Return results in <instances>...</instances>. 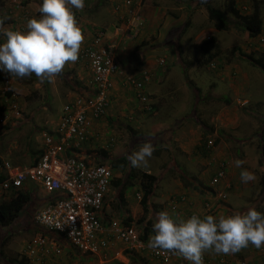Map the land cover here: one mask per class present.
Listing matches in <instances>:
<instances>
[{"label":"rangeland","instance_id":"rangeland-1","mask_svg":"<svg viewBox=\"0 0 264 264\" xmlns=\"http://www.w3.org/2000/svg\"><path fill=\"white\" fill-rule=\"evenodd\" d=\"M115 1L85 0L82 10L73 9L77 22L83 30L84 38L93 36L94 30L98 28L111 30V26L117 22L114 10ZM199 1H143L142 13H144V2L158 4L163 12L153 32L154 37L144 39L146 41L139 45L132 43L126 53L119 54L121 65L122 59H125L123 56L126 57L127 62L133 58L136 63H139L142 53L147 54L148 51L154 55L163 69L157 73L160 79L157 85L163 90V98L168 101L171 99L168 97L169 92H173L176 99L173 97L172 100L177 104L178 101L180 103L175 109V114L165 117L163 116L165 112L162 110L161 116L156 119L153 109L145 110L147 113L142 114V111L136 109L137 104L142 102L136 99L134 93L127 92V95L123 96L124 105H121L125 108L116 109L119 115L112 117V120L102 118L104 119L102 135L92 143L90 151L92 155H95L94 161L110 165L115 158L123 155L128 165L127 168H131L129 155L139 150L145 142L153 144L155 150L149 159L148 167L136 168L140 171L155 173L159 177L162 176L150 201L152 214L158 210H165L163 204L168 207L172 195L178 193L173 191L167 196L168 192H162L160 186L168 187L170 184L173 189H179L176 188L177 183L180 182L179 176L182 182V177L188 178V174L199 178L205 166L220 160L218 155L222 154L220 162L222 159L226 161L228 167L235 175H238L235 181L239 192L234 197L235 201L229 199V192L228 199L222 202L224 206H227L226 214L232 215L249 208H256L264 213V164L261 162L263 160L262 144H264V71L246 58L247 55L255 58L264 56V44H256L255 39L242 28L216 30L209 20L206 5L200 4ZM210 1L213 6L227 11L226 0ZM22 2L24 5L22 9H26L31 18L39 17L42 0H22ZM238 3L241 7L247 8V12H252L253 0H239ZM9 5L10 0H0V21H2L0 28L4 30H11L10 28L16 26L17 23L19 25L20 22L15 24L13 18L20 21L19 16L23 15V12L8 14ZM261 12L264 19V5ZM211 35L216 36L221 51L210 61V63H215L214 66L210 63L202 65L196 61L199 54L191 46ZM122 43L126 42L122 41ZM213 51H215L214 47L209 53ZM162 59H164L163 62ZM77 62L66 63L63 71L54 78L52 83L46 80L41 82L35 74L24 78L16 77L19 85L24 89H16L23 117H12L8 126L0 133V157L14 164L17 163V165L29 164L33 161L40 152L46 134L56 130L69 95L77 91L74 89V84L77 82L76 77L72 76L73 70H83V74L89 79L88 84L90 82L89 69L87 67L83 69L77 65ZM122 68L127 74H132L123 65ZM118 77L120 81H123L122 76V78L119 75ZM120 81L119 79L114 80L112 94H115L117 83ZM147 84L150 85V82ZM123 85L121 96L124 88L125 90L132 88L126 83ZM131 102L134 104V112H131L133 109L130 107ZM178 132L181 133L179 134L181 138L186 136L188 140L190 138L193 141L198 140L200 134L203 137L201 141L213 139L216 142L215 148H208L212 151L214 149L215 154H188L185 146L179 145L174 139L178 136ZM112 137L115 140L110 144L109 140ZM202 150L206 149L203 147ZM237 160L243 161L240 167L236 165ZM207 162L209 163L206 164ZM242 169L252 171L256 179L247 184L243 183L239 173ZM114 172L116 176L117 172L122 173L123 171L115 169ZM163 180L167 181L162 182ZM34 188L32 187L34 196L31 203L33 204H28L10 226L4 227L3 233L5 231V235L9 234L5 244L0 248V264H36L27 257L24 245L28 239L42 231L34 218L45 205L47 194L41 188ZM193 189V187H188L185 192L189 193ZM232 189L233 187L230 191ZM207 190L208 188L204 192L205 195ZM166 197H169L168 201ZM44 198L45 201H43ZM113 198L118 197L113 196ZM132 198L137 201L134 193ZM0 202H2L1 197ZM110 205L114 212L120 210L118 217L126 215L118 200L110 202ZM152 217L155 219L153 215ZM134 223L140 231L143 230L145 223ZM62 243L65 248L66 262L72 264L76 258L72 250L76 251V249L72 248L64 238ZM118 248V250L123 249V244L120 243ZM260 250H264V247L256 249L249 244L247 248L232 256L241 255L245 258ZM110 261L108 264L120 263ZM145 263L156 264L151 258H146Z\"/></svg>","mask_w":264,"mask_h":264},{"label":"built area","instance_id":"built-area-1","mask_svg":"<svg viewBox=\"0 0 264 264\" xmlns=\"http://www.w3.org/2000/svg\"><path fill=\"white\" fill-rule=\"evenodd\" d=\"M143 0H116L114 10L116 24L110 29L94 30L91 43L82 48L78 63L86 65L90 71L89 90L78 93L69 100L60 116L55 131L46 134L40 152L29 164L17 165L0 158V197L9 199L20 190L41 188L50 198L35 216L36 224L42 231L31 237L24 245V251L31 262L36 264H69L64 261L65 248L63 238L76 249L72 264H86L87 258L94 259L93 264H108V249L111 240L123 244V251L132 253L147 252L161 264H171L176 260H185L182 256L162 249L148 247V240L141 237L135 224H126L124 220H113L107 227L101 220L114 170L110 164L97 163L93 156L77 153L78 149L92 137L94 120L102 118L109 105L107 94L114 89L116 76L138 90V98L146 110L153 109L145 87L151 79L148 70L138 74H127L121 65L119 47L122 41L136 40L146 28L147 18L141 11ZM22 0H10L9 12H23L19 29L26 27L30 13L22 9ZM264 44V33L257 38ZM164 59H162L163 62ZM161 62V63H162ZM215 63H211L214 66ZM5 77L0 101V133L10 123L12 117L22 118L23 111L13 84L15 76L0 72ZM8 91L11 92L8 94ZM209 146L213 139L207 140ZM228 167L220 162L211 176L210 185L217 186L227 177ZM230 185H228L229 188ZM33 191V190H32ZM217 201H226L227 190L214 191ZM137 198L142 194L137 192ZM190 201L189 194L176 193L169 200V208L180 212L181 205ZM192 204L194 203L191 201ZM212 198L205 200V213L216 215ZM198 213L197 211H194ZM199 214V213H198ZM105 234V235H104ZM75 252V251H74ZM73 253V250H72ZM215 262L204 254V264H227V258L219 255ZM187 261V260H185ZM189 262V261H187ZM190 263V262H189ZM264 264V263H263Z\"/></svg>","mask_w":264,"mask_h":264},{"label":"clouds","instance_id":"clouds-1","mask_svg":"<svg viewBox=\"0 0 264 264\" xmlns=\"http://www.w3.org/2000/svg\"><path fill=\"white\" fill-rule=\"evenodd\" d=\"M84 6L85 0H42L39 17L28 19L25 28H0V72L20 78L35 74L41 82H54L66 63L78 60L84 33L73 9L82 10ZM262 33L264 28L254 37L256 44ZM154 150L152 143H143L139 150L129 155L131 166L147 168ZM242 164L243 161H236L237 167ZM240 178L247 184L256 176L252 171L242 169ZM228 185L231 189V183ZM229 188L226 186L223 190L229 191ZM209 198L215 205L221 202L216 200L212 191L204 202ZM217 210L216 205V215ZM152 230L154 234L149 237V248L173 252L190 264H204L206 251L230 255L247 248L249 244L256 249L264 247V213L256 208L232 215L193 213L185 219H176L168 210H163L156 214ZM263 263L264 260L259 264Z\"/></svg>","mask_w":264,"mask_h":264},{"label":"crops","instance_id":"crops-1","mask_svg":"<svg viewBox=\"0 0 264 264\" xmlns=\"http://www.w3.org/2000/svg\"><path fill=\"white\" fill-rule=\"evenodd\" d=\"M143 10H144V15L147 18L146 28L143 30L141 35L136 40L125 41L126 43H121L120 47H119V52H118L119 54L126 53L128 47L132 43H136L135 45H137V43H138V45H139L140 43H144L146 41L144 39L154 37L153 32L155 31V28L158 26L156 24L158 23L159 20H161V16L163 15V12L161 11V7L158 4H152V3L146 4L144 2ZM16 21L17 20L14 18V22H16ZM21 24H23V23H19V25L17 23L16 26L19 27ZM115 24H113L111 26V28ZM91 41H92V36H90L88 38H84L83 43H82L81 48H80V51L82 48H85L86 46H88L91 43ZM151 45H153V43ZM80 51H79V53H80ZM143 51H144V49H143ZM123 57L125 58V59H122L123 67H125L127 70H129V72H132V74H138V73H141V71H145V70H148L151 73L152 77L149 81L150 85L146 84L145 90H146V95L148 96L150 103L152 104L153 110H155V113H154L155 117L154 118L156 119L157 117L161 116L160 113L162 110L165 112L163 114V116H165V117L171 116V114H175V111H176L175 109H176V107H178V104H180V103L178 101V104H177L176 101L172 100L173 97L176 99L173 92H169L168 97L171 99H168V101L163 98L164 97L163 90L160 89L157 85L158 82L160 83V79L157 77V73L160 70L162 71L163 69L158 64L154 55L148 51H147V54L142 53V56H140V59H139V63H136L133 58L129 59L127 62L126 57L125 56H123ZM77 65L82 67L83 69H84V67H87L86 65H81L78 62H77ZM72 76L76 77L75 81L77 83L74 84L75 85L74 89L75 90L77 89V91H75V93L71 92L67 102L69 100L73 99L78 93H80V94L84 93L85 94L89 90V84H88L89 79H87L86 76L83 74V70H75V71L73 70ZM89 77H90V71H89ZM115 79H119V81H120V78L119 77L117 78V76L115 77ZM1 83H0V97H1L0 100H3V97L1 94V90L3 88V85ZM123 83L124 82L122 80L117 83L118 86L116 88V91L114 92L115 94H113V100H112L110 107L108 109V116H110V117H115V116L119 115L117 113L116 109L125 108L124 106H121V105H124V102H125L123 100L124 99L123 96L125 94L127 95V92H132V90H129L128 88H126V90H125V88H124V91H123L122 96H121V92H122L123 86H124ZM13 85H14L15 90L16 89L17 90H24L19 85L17 78H14ZM176 89H179V88L176 87ZM173 90L175 91V89H173ZM140 104H142V105H140ZM140 104H137L138 107H136V109L142 111L143 112L142 114L147 113V111H145L147 108H145L144 104L143 103H140ZM130 107H133L131 112H134L135 108H134V104L132 102L130 103ZM122 113H124V112H122ZM107 119H110V118H107ZM158 121H159V119L157 120V122ZM103 122H104V119L100 120V121L94 120V122H93L94 125L92 128V131H93V135L95 136V138H93L87 144H84L82 146V148L78 149L77 153L79 152L85 156L88 155V156L95 157V155H92V153H91L92 151H90V150H92L91 149L92 143L95 140H98L102 135V124H103ZM177 134H178V136L175 137V135L173 133V138L175 137L174 139H176V141L179 145L185 146V151L188 154H193V153H198L200 155L206 154L205 151L202 150L203 148H200V146H199L201 144V140L203 139L201 134L198 136V140H194V141L191 138L189 139L190 140L189 141L188 137H186V136H185L186 139L183 137L181 138L179 136V134H181L180 132H178ZM196 156H198V155H196ZM218 156H219L218 157L219 159H221L223 157L222 154H220ZM0 158H3V157H0ZM207 160H209L208 157H207ZM208 163L209 162H207L206 164H208ZM216 164L217 163L214 162V164L212 163V164H208L206 166L204 165L205 168L203 169L199 178L201 180H203L205 185L206 184L208 185L210 183L209 181H210L211 176H212V174H213V172L217 166ZM237 176L238 175H235L233 170L229 167L227 177L223 180V182L221 184H218L217 186H215V189H217V190H220L222 188L225 189L226 186H228V184L231 183V185H232L231 187H233V189L230 191V188H229V191L227 190V192H228V194L230 192V194H229L230 198L229 199L232 201H235L234 197L239 192L237 182L235 181V179H238ZM161 177H160V179H161ZM173 177H175V176H173ZM114 179L122 181L121 182L122 185L120 187H115V185L112 182L110 189H109L108 193L106 194L105 207H104L103 212L101 213V220H102L103 224L107 227L110 225L111 221L123 220L129 216L132 217L133 222H136L137 219L140 218L144 213L141 200H139L137 198V201H134L132 198L133 193L135 194V197H137V192H140L143 195V190H142L140 180L139 179H135V181L132 180L126 186V184L124 183L125 178H124L123 172L122 173L117 172L116 176H115V172H114L113 180ZM160 179H159V181H160ZM178 180L180 182L177 183L178 187H176V188H179V189H173L170 184H168V187L167 186L164 187L162 185V186H160V188L162 189V192H168L167 196H169L170 193H173V191L178 192V193L185 192V189L187 187L184 186L183 182L180 179V176H179ZM159 181H158L156 187L159 186ZM164 181H167V180H163L162 182H164ZM121 187H122V189H120ZM128 187H130L131 189H129ZM34 189H36V188H34ZM121 190H123L122 196H120ZM209 195H210V191H208V190H207L206 195L204 192H199L196 189H193L192 191H190L189 192L190 200L194 201V208H192V212L197 211L199 214L204 215L205 210L203 208V202H204V199L206 197H208ZM113 196H116L118 198L115 199V198H113ZM160 196H162V195H160ZM121 197H122V199H121ZM152 197H153V195H152ZM46 198H47L46 200H48L50 198V196H48V194H47ZM151 198L149 199V204H148V207H149L148 217L150 218L153 215L156 219V214L160 211L158 210V211H155V213H153V214L151 213V207H152V205L150 204ZM168 198L166 197L167 201H168ZM114 200H118L119 202H121V206H123L122 210L126 215H124V216L120 215V217H118L120 214V210L115 211V212L112 210L113 207L110 205V202L113 203ZM232 201H231V203H232ZM184 205H187V204H184ZM216 205L218 207V210H217L218 216L219 215H227L226 214V207L227 206H224L222 204V202H217ZM118 206H120V205H118ZM228 206L230 208V205H228ZM165 209L168 210L170 214L174 215V217L176 219H185V218L190 216V214H189L190 209L184 208V210H181V213L180 212H174L173 210H171L169 208V206H168V209H167V207H165ZM155 219H154V222H155ZM119 244H120V241L118 242L117 240H111L110 247L107 251L108 256L110 257L111 263L123 262L124 264H147V263H145L146 258H149V259L151 258V260H153V263L161 264L158 260L150 257L147 254V252L134 253L133 256L136 259L132 260V258L129 255H127L123 251V249L118 250ZM205 254L213 255L214 257L217 256V254H215L214 252H211V251H206ZM263 254H264V250H262V251L260 250L257 253H254L253 255L246 256L245 258L241 255L237 256V257L236 256L233 257L232 254L224 255V256L227 258V261L230 264H259L264 260ZM64 260H65V258H64ZM93 263H94V259H92V258L86 259V264H93Z\"/></svg>","mask_w":264,"mask_h":264},{"label":"trees","instance_id":"trees-1","mask_svg":"<svg viewBox=\"0 0 264 264\" xmlns=\"http://www.w3.org/2000/svg\"><path fill=\"white\" fill-rule=\"evenodd\" d=\"M238 1L239 0H226L227 11L213 6L210 0H200L199 3L206 5L209 20L214 24V27L216 30H229L232 27H236L238 29L242 28L245 31H247L249 36H252V38H254L264 28V19H263V16L261 14L262 13L261 11H262V8L264 5V0H253L252 12H247V8L241 7L239 5ZM22 5H23V2H22ZM9 13H11V12H8V14ZM15 19L17 20V18H15ZM13 21H14V18H13ZM17 22H18V20L15 22V24ZM186 23H188V21ZM10 29L16 30V29H19V27L12 26ZM191 47L198 52L199 58H201V59L196 58V61L200 62V64H202V65H206L207 63H210V61H212V59L221 51L218 47L217 38L215 35H211L210 37H205L200 42L193 44ZM213 47L215 48V51H213V53H209ZM203 57H205V58H203ZM246 58L248 60H250L253 63V65L260 68V70L264 71V56L259 57V58H255L252 55H247ZM0 83L3 86L5 85V77L2 74H0ZM124 83H126V85H130L126 81H124ZM11 85L13 86V89H15L14 85L13 84H11ZM130 86L132 87L131 90L134 93L136 99L139 100L138 95H137L138 90L133 85H130ZM11 92L8 91L7 95L9 96V94ZM112 93H113V89L107 94V97L109 99V105H108L106 114L102 117V118H105V117L110 118L111 120H112V117L108 116V109H109L110 104L113 100V94ZM228 101L229 100H227V102ZM102 118H99L97 120L100 121V120H102ZM92 128H93V126H92ZM92 133H93V131H92ZM91 136L92 137L90 138V140L88 142H90L93 138H95V136L93 134ZM161 139H163L162 136H161ZM114 140H113V137L110 138V140H109L110 144H111V142L113 143ZM201 142L203 144L201 143L202 145L200 146V148L204 147L206 149L205 150V153L207 152L206 155L207 154L211 155L214 153L213 152L214 149L212 151L211 148L209 149L208 147L215 148L214 147V146H216L215 141H214L213 146H209L208 142L206 140L201 141ZM158 147H160V145ZM261 154H262L261 156L263 159L261 162H262V164H264V144H262V153ZM105 156H106V154H105ZM220 160H218V161L214 160V161H217L216 162L217 166H216L214 172L218 168V166L220 164ZM222 162L228 164L226 161H223V159H222ZM100 163H103V162H100ZM103 164H107V163H103ZM111 166L114 170L115 169H121L123 171V173L125 171L124 183L126 184V186L128 183H130V181L135 180L136 178L140 180L142 190H143L141 202H142L144 213L140 218H138V220L136 222H138L139 224L145 223L143 226V230L140 231L141 237L144 240H149L150 235L154 234L153 230H152L154 218L152 216L150 218L148 217V211H149L148 204H149V199L155 193V188L157 186V183H158L160 177L158 175H156L155 173L148 172V171H140L134 167L127 168L128 165H127V162L125 161L123 155L115 158L113 160ZM187 176H189V177L188 178L182 177L184 185L187 188L193 187L194 189H196L199 192H205V190L207 188H208V190H211L212 192L215 191V186L210 185V183L208 185L207 184L205 185L203 180H201L200 178L195 177V176H190V174H188ZM112 182L115 185V187H120L122 185L121 184L122 181L117 180V179H114ZM120 189H122V187ZM122 192H123V190H121L120 196H122ZM180 193H185L187 195L189 194L186 192H180ZM33 196H34V193H33L32 189L31 190H27V189L26 190H20L16 194L11 195L9 199L2 200V202H0V248H1V246H3L5 244V240L8 238L7 235L9 234V233H7V235H5L4 234L5 231L3 233L4 227L10 226L16 220V218L20 215V213L22 211H24L25 207L31 203ZM189 198H190V196H189ZM121 199H122V197H121ZM43 201H45V199ZM32 204L33 203H31V205ZM185 204H187V205H184V204L181 205L180 213H181V210H184V208L190 209V212H189L190 215L195 213V212H192V208H194V203L192 204L191 200ZM163 207L165 208V204H163ZM167 209H168V207H167ZM123 220L126 224L133 223V219L131 216H129ZM124 252L127 255H129L132 258V260L136 259L133 256L134 254L132 252L127 251V250H125ZM207 256L215 262L220 260L219 255H217L215 257L213 255H207ZM181 263L190 264L189 262L182 260V259L176 260L171 264H181ZM117 264H124V263L120 262Z\"/></svg>","mask_w":264,"mask_h":264}]
</instances>
